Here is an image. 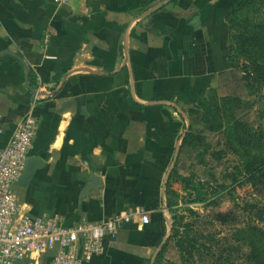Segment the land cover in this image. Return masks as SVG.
<instances>
[{"label": "crops", "instance_id": "0c3cea01", "mask_svg": "<svg viewBox=\"0 0 264 264\" xmlns=\"http://www.w3.org/2000/svg\"><path fill=\"white\" fill-rule=\"evenodd\" d=\"M233 1L0 0V148L32 113L30 157L43 162L14 185L23 214L64 225L129 216L117 245L106 242L89 264H144L162 245L166 181L182 138L229 69ZM7 51L26 63L34 92ZM91 175L99 184L83 195ZM16 264H47V256Z\"/></svg>", "mask_w": 264, "mask_h": 264}, {"label": "rangeland", "instance_id": "374dc122", "mask_svg": "<svg viewBox=\"0 0 264 264\" xmlns=\"http://www.w3.org/2000/svg\"><path fill=\"white\" fill-rule=\"evenodd\" d=\"M255 11L251 23L263 20L264 9L255 4ZM226 21L227 50L238 31H229ZM242 63V58L229 63L227 70L233 71V84L226 92L234 94L237 103L206 100L207 125L196 108L199 124L192 128L204 139L198 142L199 152L179 170L185 183L171 184L170 193L165 192L167 234L144 264H264V191L257 194L250 185V177L264 171V152L255 142L256 132L264 133V77L258 78L249 67L247 74ZM219 134L229 139L232 151L216 160L211 154L224 142Z\"/></svg>", "mask_w": 264, "mask_h": 264}, {"label": "built area", "instance_id": "2783aa9c", "mask_svg": "<svg viewBox=\"0 0 264 264\" xmlns=\"http://www.w3.org/2000/svg\"><path fill=\"white\" fill-rule=\"evenodd\" d=\"M52 1L66 5L73 0ZM31 106L34 108L35 102ZM37 129L36 118L26 113L7 145L0 148V264H16L27 254L46 255L47 264H89L104 252L106 242L117 245L118 231L129 216L73 225H64L57 216H25L12 188L30 157ZM139 219L143 225L150 223L145 213L140 212Z\"/></svg>", "mask_w": 264, "mask_h": 264}, {"label": "trees", "instance_id": "16d2710c", "mask_svg": "<svg viewBox=\"0 0 264 264\" xmlns=\"http://www.w3.org/2000/svg\"><path fill=\"white\" fill-rule=\"evenodd\" d=\"M255 4L264 9V0H234L231 4L230 12L226 18L228 19V28L229 31L236 30L238 33L234 37V42L227 48V61L229 63H237L238 59L242 58V64L245 65L243 67L246 69L245 72H247V74L251 73V71L248 70L249 67V69L256 73L258 78L261 79L264 77V13L263 17H261L263 20H260L257 23H251L249 16L251 13H256ZM243 30L244 34H242ZM231 72L233 71L231 70L220 73L218 75V85L216 89L209 90L198 101L196 108L202 112V124L204 123V125H207L208 123L205 114H207L206 107L210 105V103L205 102L206 100L215 101L220 99L229 100L236 103L239 101L236 99L234 94L231 92H226V86L228 85L229 89V85L233 84V75H231ZM214 108L216 109V105H214ZM216 116H218V112H216V115L213 117L215 118ZM221 135L223 134L218 135V137H222L224 140L223 144L221 145V149L213 151L211 154L216 160L223 159L232 151L231 143L228 141L229 139ZM263 138V131H257L255 135V142L257 143L256 147L262 148L261 150L264 152ZM203 139V137L196 134V130H194L192 127H189V129L186 131L182 138L173 168L166 181L167 193H170L171 191V189H169L171 184L185 183L187 179L180 177L179 170L185 167V162L188 157L199 152L197 145L198 142L202 141ZM196 156L200 157V154H196ZM255 174L256 176L250 177V185L254 192L259 194L264 191V171H260L259 173ZM251 208L256 207L251 206ZM257 212L263 214L262 210L260 209H257Z\"/></svg>", "mask_w": 264, "mask_h": 264}, {"label": "water", "instance_id": "95a60500", "mask_svg": "<svg viewBox=\"0 0 264 264\" xmlns=\"http://www.w3.org/2000/svg\"><path fill=\"white\" fill-rule=\"evenodd\" d=\"M3 54H8V55L13 56L22 64V66L24 67V71H25V79H24L25 86L27 87L29 91L34 92L28 83L29 69L26 66V63L24 62V60L9 51L2 53V55ZM42 167H43L42 160L34 156L29 157L24 163V167L20 175L18 184L20 186H25L27 182L30 180V178L34 175V173ZM98 184H99V179L97 177H94V175H91L90 183L87 185V187L84 188L83 195L87 193L90 189H96Z\"/></svg>", "mask_w": 264, "mask_h": 264}]
</instances>
